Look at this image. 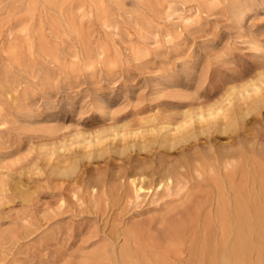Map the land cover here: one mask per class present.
Masks as SVG:
<instances>
[{"label":"rangeland","instance_id":"obj_1","mask_svg":"<svg viewBox=\"0 0 264 264\" xmlns=\"http://www.w3.org/2000/svg\"><path fill=\"white\" fill-rule=\"evenodd\" d=\"M263 86L264 0H0V264H264V180L239 220L188 165L125 179L186 159L148 128L228 102L215 149L262 175Z\"/></svg>","mask_w":264,"mask_h":264},{"label":"bare ground","instance_id":"obj_2","mask_svg":"<svg viewBox=\"0 0 264 264\" xmlns=\"http://www.w3.org/2000/svg\"><path fill=\"white\" fill-rule=\"evenodd\" d=\"M247 86H249V85H247ZM251 91L257 97V95H259L260 92H262V88L257 87V85H255L252 87ZM248 92L249 91L246 92V96L248 95ZM261 98H262V95H261ZM246 99H248V96L246 97ZM253 100L256 101V99H253ZM253 100H251V101L253 102ZM240 102L241 101H239V104H240ZM226 106L227 107H224V109H222L223 107L222 108H214L213 107L214 109L210 107L207 110L205 109L206 112H202V110H198V112L195 113L194 116L190 115L191 117H188V119H186V121H182L178 125H175L176 122L174 123V125H172L171 123H164V122L162 123L161 122L157 126L155 125V127L151 128L149 126L150 128H148V129L150 131V134L152 133V135H153V137H151L152 140L155 137L154 139L156 141L160 140V142L162 144H164L168 147V150H173L175 153H179V154H184V155L187 154L186 159L183 158L182 159L183 162L180 164H176L175 166H170V165H168L169 163H167L166 166H161L159 169H156V171L152 170V172H149L150 170L148 171L146 168H144V169L142 168L143 170L138 168V169H140L139 171H133L129 176L127 175L125 177L130 188L135 193L145 192V191L146 192L150 191V192L154 193V191L156 192L160 188L167 187L170 184H172L174 181H176V179L183 177L182 176L183 174L181 173V171L188 165V167H190V169L192 170L191 173L194 177H195V174H199V175H201V177L202 176H208V178H209V180L213 186L212 187L210 185L214 189V193L211 196L212 198L211 199L209 198L210 200H209L208 206L209 207L215 206L221 211H224V209L226 207H233L234 210H236V212H237V218L240 220L241 211L247 203V201L244 199L245 188L247 186H249L248 183H250V181H251V186L253 185L252 182H254V183L255 182L261 183L262 182L263 183V180H264L263 174L264 173L261 175L259 172V174H258L257 173L258 171H256V169L254 167H252V165L251 166L246 165L245 152L241 148H238L234 151H227L228 149L227 150L222 149L219 151V150L215 149V145H217L218 141H219L218 136H217V131H219L220 133H224L226 131V129L229 127L230 123H232L234 121L236 124V122H237V121H235L236 120L235 116H237V115H235L236 111L233 112L235 109H233L234 106L232 105V103L228 102L226 104ZM240 106H242V105H240ZM240 108H242V107H240ZM237 112H238V109H237ZM241 112H243L242 109H241ZM191 114H193V113H191ZM243 115H244V117L247 116L246 113L245 114L243 113ZM187 116H189V115H187ZM168 122H169V120H168ZM152 126H154V124H152ZM154 130H155V133H154L155 135L153 134ZM124 133L125 132H121V134H124ZM118 134H119V132H118ZM143 134L145 135V133H143ZM143 134L141 133L142 136L140 134H137V133H135L134 135H140L139 138H141V137H143ZM122 136L123 135H120V138ZM116 138H115V141H116ZM117 139H119V138H117ZM121 139H119V140L121 141ZM143 140H144V138H143ZM147 140L148 139H146L145 141H147ZM123 141H125V140H123ZM156 141H154V143H158ZM137 142L139 143V141H137ZM149 142H151V141H148V144H150ZM119 143H122V142H119ZM130 143H132V142H130ZM89 145L90 144H88V146ZM122 145H124V144L122 143ZM132 145H130V146L132 147ZM141 146H142V144H141ZM89 149H91V148H88V151H89ZM191 150H194V152L189 153ZM251 150L253 151L252 147H250V149H249L250 153L252 152ZM87 154H90V152ZM230 160H235L236 164H234L233 167L232 166L230 167L228 165L231 168V174H225V172H227V169H228V168H225V166L227 164H229ZM253 164H254V162H253ZM184 171H186V170H184ZM235 176H237V179H235L236 178ZM125 179H124V181H125ZM91 188H92V191H90L91 194H92V192L97 193L100 190L99 185L96 186V184ZM150 192H149V194H150ZM162 223L163 222L161 221V224ZM147 228H149V227H147ZM144 229H145V227H144ZM142 231L143 230L141 228L140 230L138 229L136 232H140V234H141ZM132 234L133 233H131L129 235V238L132 236ZM221 258L223 259V257H221ZM223 262H225V261H223Z\"/></svg>","mask_w":264,"mask_h":264}]
</instances>
